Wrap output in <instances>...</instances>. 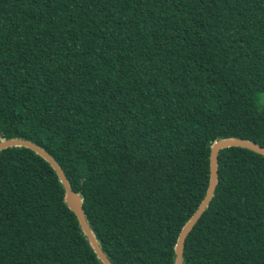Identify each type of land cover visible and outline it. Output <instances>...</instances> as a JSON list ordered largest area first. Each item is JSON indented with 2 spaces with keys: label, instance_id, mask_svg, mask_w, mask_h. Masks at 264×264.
<instances>
[{
  "label": "trees",
  "instance_id": "16d2710c",
  "mask_svg": "<svg viewBox=\"0 0 264 264\" xmlns=\"http://www.w3.org/2000/svg\"><path fill=\"white\" fill-rule=\"evenodd\" d=\"M230 136L264 146V0H0V139L114 264H175ZM64 194L0 151V264H103ZM184 264H264L263 154L221 150Z\"/></svg>",
  "mask_w": 264,
  "mask_h": 264
},
{
  "label": "water",
  "instance_id": "95a60500",
  "mask_svg": "<svg viewBox=\"0 0 264 264\" xmlns=\"http://www.w3.org/2000/svg\"><path fill=\"white\" fill-rule=\"evenodd\" d=\"M232 146L247 148L264 155V146L247 138H241L236 136L222 137L215 140L211 144L209 185L202 202L200 203L196 211L192 214V216L189 218V220L185 223V225L183 226V228L179 233L177 242L175 244V264H184V251H185L186 239L189 233L192 231L193 227L200 219V217L210 206V203L215 195L216 188L219 182V154L222 149ZM9 147L30 148L51 164V166L56 171L60 181L64 186L65 189L64 200L69 206V208L75 212L79 220L80 226L84 231L91 247L97 254V257L100 259V261L103 264H114L113 261L108 256V254L103 249L100 240L98 239L94 229L92 228L90 222L87 219L83 206L84 204L83 195L80 192L75 191L73 189L69 178L67 177L64 169L57 161V159L43 146L27 138H22V137L1 138L0 151Z\"/></svg>",
  "mask_w": 264,
  "mask_h": 264
}]
</instances>
